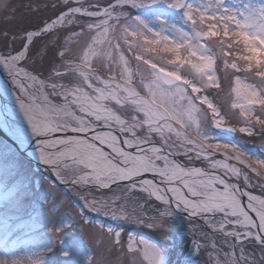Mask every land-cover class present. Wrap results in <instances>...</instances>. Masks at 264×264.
I'll return each mask as SVG.
<instances>
[{"label": "snow or ice", "instance_id": "1", "mask_svg": "<svg viewBox=\"0 0 264 264\" xmlns=\"http://www.w3.org/2000/svg\"><path fill=\"white\" fill-rule=\"evenodd\" d=\"M8 7L0 0V9ZM42 7L52 15L8 37L0 70L15 85L36 159L55 181L35 221H21L12 235L4 222L0 264H109L83 238L91 233L107 250L121 244V231L94 225L86 212L143 222L122 203L129 190L159 202L150 227L166 231L182 210L223 233L227 250L215 264H264V144L251 150L235 138L264 140V0H50ZM221 72L233 77L236 123L215 102ZM58 185L81 202L68 220L60 218ZM31 188L22 178L3 190V201L26 198ZM25 229L39 233L42 250L21 258L17 233ZM127 247L141 264H164V250L143 238L130 236ZM56 256L62 259H49Z\"/></svg>", "mask_w": 264, "mask_h": 264}, {"label": "rangeland", "instance_id": "2", "mask_svg": "<svg viewBox=\"0 0 264 264\" xmlns=\"http://www.w3.org/2000/svg\"><path fill=\"white\" fill-rule=\"evenodd\" d=\"M50 0H8L9 7L7 10L0 9V48L10 43L8 37L18 36L26 30L35 28L42 19L52 15V11L42 6L49 3ZM37 5L41 8L39 11L34 10ZM5 33L8 35L5 36ZM219 64V62H218ZM221 89L215 90V102L227 113L233 123L239 120L236 111L231 109V103L234 100L232 93L233 77L229 73L226 78L223 72ZM11 86H15L9 77ZM0 86L2 91H7L5 80L0 76ZM222 135H229L221 133ZM237 140L243 143L251 150L258 149L264 140L259 135L254 137L243 136V134H235ZM33 150V148H32ZM32 185L29 194L25 198L23 194L17 201L5 203L3 201V190H12L17 187L21 179ZM49 178L44 176L39 169L30 165L20 158L14 149L7 143L0 140V231L3 229L5 221H11L9 227L12 235L21 227V221L33 218L35 221L34 210L38 207L39 200L43 197L45 189L49 184ZM256 194H261V189H253ZM69 195L65 190H61L57 199L62 201L64 207L61 210L60 218L68 220V213L72 208L79 207L81 203L77 200L75 191L70 190ZM146 193L139 190H129L126 193L125 200L122 201L126 205L128 213L132 214L133 210L139 213L143 218V222H137L136 216L133 214L132 219L127 221H115L106 219L103 215L97 216L95 213L86 212V215L92 220L94 225L101 223L111 225L114 230L121 231V244L115 247H109L107 250L99 249L92 243L89 234H85L84 240L87 241L86 247L92 249L97 255H102L109 264H141L140 256L132 252L127 247L128 238H143L164 250V264H215L217 260L221 262L224 259L223 252L227 250L225 237L223 233L212 228L203 226L199 221L193 222V219L179 216L177 213L168 220V228L166 231H160L157 228L149 226L148 217L156 215V205L154 198L146 200ZM70 206V207H69ZM47 207V206H45ZM75 216V213H72ZM55 217H50L49 221H54ZM39 223H35V227L40 228ZM91 228V225H89ZM199 228L205 234L206 239H201L200 232L194 234V229ZM25 229L18 232L17 235L22 237V244L17 248L16 255L25 257L32 252L41 251L40 236L38 232H29L24 235ZM42 231H46L43 229ZM197 243L205 245L200 253H197L195 247ZM78 246L83 244V240L77 242ZM216 245V249L213 248ZM219 250V255L217 254ZM259 255V252H257ZM50 260L62 259L59 256L49 257Z\"/></svg>", "mask_w": 264, "mask_h": 264}, {"label": "bare ground", "instance_id": "3", "mask_svg": "<svg viewBox=\"0 0 264 264\" xmlns=\"http://www.w3.org/2000/svg\"><path fill=\"white\" fill-rule=\"evenodd\" d=\"M9 76H4L5 85L7 86V91H2V86H0V128L19 142L20 147L25 150V152L36 159L33 150L27 151L28 145L33 141L28 139L29 136V126L26 119L24 118L22 112L19 109L18 102L16 100L17 90L15 86H11L9 82ZM180 213H185L182 210H177ZM201 224L210 229L203 221ZM1 226V225H0ZM211 231V229H210Z\"/></svg>", "mask_w": 264, "mask_h": 264}, {"label": "water", "instance_id": "4", "mask_svg": "<svg viewBox=\"0 0 264 264\" xmlns=\"http://www.w3.org/2000/svg\"><path fill=\"white\" fill-rule=\"evenodd\" d=\"M0 137L5 140L6 142L10 143L12 146H14L18 152L24 157L26 158L29 162H31L32 164L36 165L38 168H40L41 170L42 169H45L44 166L37 160H34L32 157H30L24 149H22L20 147V145L12 138L10 137L7 133H5L1 128H0ZM43 172L47 173V175L53 180L55 181V177L51 174H49L48 172L44 171ZM63 188H65L66 186L64 185H59ZM177 214L181 215V216H184V217H187V218H190L188 216L187 213H180L179 211L176 212ZM190 219H193V218H190ZM195 220L199 221L200 223L202 222L201 220H199L198 218H196ZM207 228V227H206Z\"/></svg>", "mask_w": 264, "mask_h": 264}]
</instances>
